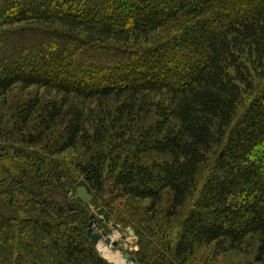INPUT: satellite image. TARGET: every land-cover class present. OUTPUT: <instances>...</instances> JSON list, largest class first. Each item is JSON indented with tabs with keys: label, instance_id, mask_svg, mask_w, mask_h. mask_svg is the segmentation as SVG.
Returning <instances> with one entry per match:
<instances>
[{
	"label": "trees",
	"instance_id": "trees-1",
	"mask_svg": "<svg viewBox=\"0 0 264 264\" xmlns=\"http://www.w3.org/2000/svg\"><path fill=\"white\" fill-rule=\"evenodd\" d=\"M67 1L0 0V95L49 93L0 121V147L43 151H18L13 174L0 149V264H112L71 197L79 177L93 203L126 201L141 264H189L212 244L264 263V0ZM79 146L74 167L54 158ZM165 194L176 236L153 222Z\"/></svg>",
	"mask_w": 264,
	"mask_h": 264
},
{
	"label": "rangeland",
	"instance_id": "rangeland-1",
	"mask_svg": "<svg viewBox=\"0 0 264 264\" xmlns=\"http://www.w3.org/2000/svg\"><path fill=\"white\" fill-rule=\"evenodd\" d=\"M122 1L127 2L129 0H122ZM87 7H90V5L87 2H85V0H68L67 3L61 5V8H67L68 11L73 12V13H76V12L85 13L87 11ZM47 44L49 45L51 49L56 48L55 45H53L51 42H47ZM170 66H175V65L174 63H171L170 61ZM48 96H49V93L45 91H41V90L39 91L36 88L24 89L21 86L15 87L8 94L0 95V121L4 123L5 125H7L8 127L10 125L12 126L14 123V120H16L15 119V116H16L15 114H17L16 111L19 109L20 106H22L23 104H26L27 101L34 99L36 97H40V100L44 102L46 101L47 98H49ZM88 130L91 131L92 129L88 127ZM19 134L20 133H18L17 135ZM0 149L5 152H10L11 157L3 161V163L6 164L7 168H9L11 170V173L13 174H16V171H15L16 167L18 165H21V162L24 161V159H27L26 157H23V156L16 157L15 154L19 155L18 151L20 150L34 151V152L43 154V151L41 150L42 145L40 144L38 146H33V147L28 148V146L25 144L7 142V143H4V146L0 147ZM85 151L86 150L83 147L79 146L76 149H71V150L66 151L62 155L54 156V158L58 160L59 162H65V164H67L68 166L74 167L75 163H77L79 160L85 159V154H86ZM206 174L207 173L204 172L199 177L200 186L198 188V192L202 188V184L204 182V177L206 176ZM79 176L80 174L77 175V177ZM82 179L83 177L75 178V182L71 183V186H72L71 192L73 193L71 197L73 199L77 198L76 192H77L78 183ZM92 191L90 189V193L93 195V199L89 203H85L81 199L80 200L88 206L87 209H89V212H91V214H95L96 220H97V230L100 233L104 234L105 236H111L113 240L118 241L119 244L121 245V249L117 251L115 249H112L106 246L102 242L104 248H107L113 254L119 255L121 262L115 263L111 261L108 258V256H105L104 252L101 250V244H102L101 242L98 246L95 245L97 252L99 253L100 256H102L104 259H106L109 263H112V264H135L130 259L123 258V255L125 253H129L130 255H133L136 257L135 254L139 250V249L138 250L136 249V248H139V243H138L139 237L136 235L133 225L120 220V218H122L121 217L122 215L126 218H129L125 211L126 201L121 202V200H118V201L113 202L112 205L110 206L112 210L111 211L109 208L107 209L106 207L102 205V201L104 200L101 199V197L99 196H98L99 198L97 199V203H93V200H95V197ZM166 194L164 196L165 197L164 202L161 204V208H160L162 211L161 210L158 211L159 214L156 215V218L153 222L158 223V224L162 222L165 226V227L164 226L162 227L167 230L166 231L167 234L168 235L173 234L176 236V234L179 232V228H180L179 221L180 220L175 219L173 221H168L163 216L164 214L163 210L167 206V199H168V196ZM142 204H143V207L147 206V205H144V204H147V202L146 203L143 202ZM142 204L135 203L136 206H140V207ZM192 204H193V201H190L188 203L187 207L185 208L186 213L192 207ZM101 207L105 208L104 213L105 215L109 217V222H105L103 220V216H99L96 213V211ZM131 230L134 232V235H130ZM122 234H125L126 237L122 238ZM189 261H190L189 264H264V263L255 262V251L253 248H246V249H242L241 251L221 252V251H218V249L215 248V245L213 244L210 246H205V247H201L197 249Z\"/></svg>",
	"mask_w": 264,
	"mask_h": 264
},
{
	"label": "water",
	"instance_id": "water-1",
	"mask_svg": "<svg viewBox=\"0 0 264 264\" xmlns=\"http://www.w3.org/2000/svg\"><path fill=\"white\" fill-rule=\"evenodd\" d=\"M76 194H77V197L81 199L82 201H84L85 203H89L93 199V195L90 193V189L87 185V182L84 179L79 181ZM104 212H105L104 207H101L96 211V213L99 216H103V220L105 222H109V217L105 215ZM91 218H92V221L89 225L87 234L89 238L91 239V241L93 242V244L98 246L100 242H103L106 246L119 251L121 249V245L119 244V242L116 240H113L111 236H105L104 234L100 233L97 230V220H96L95 214H92ZM130 235H134V232L132 230L130 231ZM125 237L126 235L122 234V238H125ZM136 249L138 250L139 248H136ZM123 258L130 259L135 264H140L137 258L133 255H130L129 253H125L123 255Z\"/></svg>",
	"mask_w": 264,
	"mask_h": 264
},
{
	"label": "bare ground",
	"instance_id": "bare-ground-1",
	"mask_svg": "<svg viewBox=\"0 0 264 264\" xmlns=\"http://www.w3.org/2000/svg\"><path fill=\"white\" fill-rule=\"evenodd\" d=\"M102 243V242H101ZM100 244V243H99Z\"/></svg>",
	"mask_w": 264,
	"mask_h": 264
}]
</instances>
